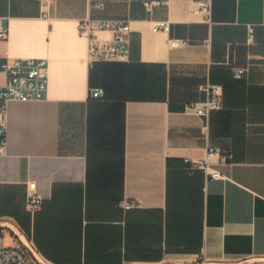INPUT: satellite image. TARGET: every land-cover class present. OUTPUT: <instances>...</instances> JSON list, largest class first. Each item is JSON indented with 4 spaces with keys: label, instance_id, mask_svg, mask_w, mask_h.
Wrapping results in <instances>:
<instances>
[{
    "label": "crops",
    "instance_id": "1",
    "mask_svg": "<svg viewBox=\"0 0 264 264\" xmlns=\"http://www.w3.org/2000/svg\"><path fill=\"white\" fill-rule=\"evenodd\" d=\"M0 16V52L49 76L45 99L7 104L1 221L50 264H264V0H212L211 25L190 0H0ZM87 18L130 23L129 62L90 64ZM208 83L222 105L207 140L191 106Z\"/></svg>",
    "mask_w": 264,
    "mask_h": 264
},
{
    "label": "built area",
    "instance_id": "2",
    "mask_svg": "<svg viewBox=\"0 0 264 264\" xmlns=\"http://www.w3.org/2000/svg\"><path fill=\"white\" fill-rule=\"evenodd\" d=\"M45 4L49 0H39ZM159 2L146 3L148 8L157 5ZM98 4L97 7H101ZM190 10L203 17V20L212 24V0H190ZM169 24L157 22L154 24V31H169ZM80 35L89 41L90 64L96 62H129L130 61V33L131 27L128 21L112 19L87 18L79 23ZM253 32L252 28H249ZM100 32H110L113 36L110 41H101L98 38ZM9 36V28L0 16V41L6 40ZM184 40H175L174 45L185 44ZM247 72L245 68H235L234 77L242 78ZM48 62L44 59H17L10 58L0 52V155L6 152V127H7V104L10 101H40L46 98L48 92ZM205 99L192 104L194 113L200 117L202 122V134L208 140L210 136V120L215 111L222 105L221 88L210 83L202 87ZM99 96L103 91L97 89ZM215 147L208 148V156L218 154ZM227 156L223 157L226 160ZM188 170L200 169L206 178L220 179L222 175L213 168L206 159L190 161L185 160ZM42 198L37 194L36 183L30 182L27 185L26 210L34 214L42 207ZM134 201H126L122 207L126 210L136 207ZM0 220V264H50L36 250L31 240L25 237L16 226L11 224L17 231L2 224ZM10 224V223H9ZM9 241L6 240V234ZM24 236L25 239H23ZM262 263V262H261ZM264 263V262H263ZM199 264H206L204 262Z\"/></svg>",
    "mask_w": 264,
    "mask_h": 264
},
{
    "label": "water",
    "instance_id": "3",
    "mask_svg": "<svg viewBox=\"0 0 264 264\" xmlns=\"http://www.w3.org/2000/svg\"><path fill=\"white\" fill-rule=\"evenodd\" d=\"M2 224L5 225V226H7V227H9V228H11V229L14 230L16 233H18V231H17V230L11 225V224H9L8 222H5V221H4V222H2ZM21 237H22L23 239H25L24 236L21 235ZM263 262H264V261H263Z\"/></svg>",
    "mask_w": 264,
    "mask_h": 264
},
{
    "label": "rangeland",
    "instance_id": "4",
    "mask_svg": "<svg viewBox=\"0 0 264 264\" xmlns=\"http://www.w3.org/2000/svg\"><path fill=\"white\" fill-rule=\"evenodd\" d=\"M1 231V230H0ZM25 235V234H24ZM9 240H8V238H7V242H8Z\"/></svg>",
    "mask_w": 264,
    "mask_h": 264
}]
</instances>
